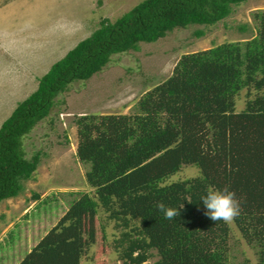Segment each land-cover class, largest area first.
<instances>
[{
  "label": "trees",
  "instance_id": "16d2710c",
  "mask_svg": "<svg viewBox=\"0 0 264 264\" xmlns=\"http://www.w3.org/2000/svg\"><path fill=\"white\" fill-rule=\"evenodd\" d=\"M243 1L141 0L114 21L102 18L1 122L0 201L17 196L32 177L40 153L28 157L23 138L72 81L89 79L111 55L176 27L214 24ZM251 16L253 36L182 54L171 74L138 98L133 113L75 118L76 156L88 167L93 194L73 199L18 264H80L85 217L99 208L125 229L115 244L123 264H228L229 225L210 220L201 200L210 187L225 186L241 203L234 223L264 264V9ZM242 89L249 96L236 110ZM184 165L199 173L168 181ZM158 202L180 215L165 219ZM150 249L158 255L153 263Z\"/></svg>",
  "mask_w": 264,
  "mask_h": 264
},
{
  "label": "rangeland",
  "instance_id": "374dc122",
  "mask_svg": "<svg viewBox=\"0 0 264 264\" xmlns=\"http://www.w3.org/2000/svg\"><path fill=\"white\" fill-rule=\"evenodd\" d=\"M139 1L0 0V124L35 90L52 62L87 37L102 18L114 21ZM256 9H264V0L234 5L226 18L211 25L176 27L156 41L139 42L137 50L111 55L89 79L72 81L56 97L59 102L49 116L23 138L26 155L38 151L40 161L22 191L0 201V264H18L73 199L93 194L85 181L88 167L76 156L77 116L133 113L138 98L167 78L182 54L253 36L251 13ZM198 29L204 31L200 37L195 35ZM248 93L247 89L238 93L236 110L244 108ZM198 173L196 166L184 165L168 181ZM228 225V264H258L257 248L246 242L234 222ZM123 230L100 208L87 215L80 264H123L115 245ZM149 253V263L158 259L154 249Z\"/></svg>",
  "mask_w": 264,
  "mask_h": 264
},
{
  "label": "clouds",
  "instance_id": "9594fccd",
  "mask_svg": "<svg viewBox=\"0 0 264 264\" xmlns=\"http://www.w3.org/2000/svg\"><path fill=\"white\" fill-rule=\"evenodd\" d=\"M201 200L206 208L205 215L215 223L218 221L232 223L241 213L240 200L229 186H225L223 189L210 187ZM156 207L167 220H172L180 215L177 208L166 206L163 202H158Z\"/></svg>",
  "mask_w": 264,
  "mask_h": 264
}]
</instances>
